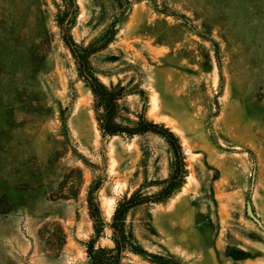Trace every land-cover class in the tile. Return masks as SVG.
I'll list each match as a JSON object with an SVG mask.
<instances>
[{
	"label": "rangeland",
	"instance_id": "obj_1",
	"mask_svg": "<svg viewBox=\"0 0 264 264\" xmlns=\"http://www.w3.org/2000/svg\"><path fill=\"white\" fill-rule=\"evenodd\" d=\"M60 0H0V264H82L87 191L112 247L116 202L157 192L175 155L159 134L103 135L55 21ZM69 32L117 85L116 120L178 137L181 186L125 217L128 264H264V0H76Z\"/></svg>",
	"mask_w": 264,
	"mask_h": 264
},
{
	"label": "trees",
	"instance_id": "obj_2",
	"mask_svg": "<svg viewBox=\"0 0 264 264\" xmlns=\"http://www.w3.org/2000/svg\"><path fill=\"white\" fill-rule=\"evenodd\" d=\"M56 9L55 21L63 33L62 39L71 50L77 61L79 73L87 82L93 95L95 119L101 133L103 135L121 133L134 135L153 132L165 139L175 155L173 171L163 181V185L157 192L148 195L132 194L129 197L124 196L116 202L111 220L108 223L112 229V247L96 245L95 243L96 238L102 232L105 222L101 216L100 202L96 194H94V188L89 187L87 191V209L89 217L92 220L94 237L86 245V260L82 264H128L124 262V257L127 252L140 253L145 250L135 240L132 232L127 230L125 225L126 214L129 209L138 204L148 201H161L167 198L175 189L181 186L185 176V169L181 156L180 141L174 132L168 127H165L164 124L148 120L143 116H139L137 120L130 124H121L116 120L120 108L118 101L124 95L123 89L117 85L108 86L102 83L91 72L87 60V46L74 42L69 32L77 11L76 0H60V3L56 4ZM160 258L166 264H175L173 258H163V256H160Z\"/></svg>",
	"mask_w": 264,
	"mask_h": 264
}]
</instances>
